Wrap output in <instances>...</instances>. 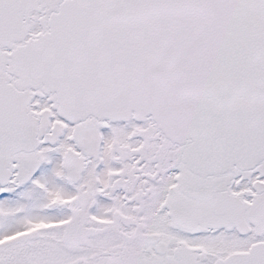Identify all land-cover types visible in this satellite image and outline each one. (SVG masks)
Instances as JSON below:
<instances>
[{"label":"snow or ice","instance_id":"6c2138e0","mask_svg":"<svg viewBox=\"0 0 264 264\" xmlns=\"http://www.w3.org/2000/svg\"><path fill=\"white\" fill-rule=\"evenodd\" d=\"M0 264H264V0H0Z\"/></svg>","mask_w":264,"mask_h":264}]
</instances>
